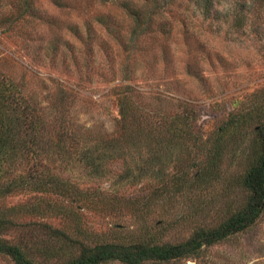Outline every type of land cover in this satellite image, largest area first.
Wrapping results in <instances>:
<instances>
[{
  "label": "trees",
  "instance_id": "1",
  "mask_svg": "<svg viewBox=\"0 0 264 264\" xmlns=\"http://www.w3.org/2000/svg\"><path fill=\"white\" fill-rule=\"evenodd\" d=\"M220 2L99 0L98 5L115 6L122 20L117 23L103 12L89 15L82 29L73 31L80 47H68L65 53L81 69H89L95 61V40L110 38L130 60L137 54L147 56L157 42L166 48L173 31H188L187 14L213 17ZM50 3L62 9L78 4ZM255 3L264 0H234L225 14L232 25L242 27L247 9ZM34 10L33 0H0V30L25 28L34 22ZM52 45L49 54L58 48ZM155 53L150 52L153 58ZM124 70L120 81H109L113 85L108 92L117 105L110 132L102 125L84 127L74 119L78 85L55 83L53 95L43 104L0 70V256L12 264H166L197 259L202 251L250 229L264 213V89L251 93L247 104L233 101L225 120L205 131L191 101L169 97L173 109L167 113L150 106ZM115 165L121 171L112 174ZM86 180L146 186L137 195L121 198L83 187ZM218 187L236 200L216 206ZM20 195L31 201L5 204ZM116 204L138 222L136 240L108 239L84 228L82 210H113ZM155 215L162 218L155 229L140 227ZM51 219L64 225L44 222ZM116 223L115 235L123 230L122 223ZM17 227L39 233L38 241L26 247L1 238ZM179 227L189 231L183 240H164Z\"/></svg>",
  "mask_w": 264,
  "mask_h": 264
},
{
  "label": "rangeland",
  "instance_id": "2",
  "mask_svg": "<svg viewBox=\"0 0 264 264\" xmlns=\"http://www.w3.org/2000/svg\"><path fill=\"white\" fill-rule=\"evenodd\" d=\"M33 1L34 22L21 30H0V70L15 83L23 85L24 92L35 94L43 104L46 97L53 95L55 83H65L70 87L78 85L74 119L84 127L102 125L108 132L114 129L117 105L113 94L108 92L113 85L109 81L115 84L126 76L124 67L134 80L136 90L141 92L143 101L160 107L166 113L173 109L169 97L191 101L198 112V126L205 131L225 120L227 112L233 109V101L247 104L251 93L264 89V4L255 3L247 9L242 27L232 25L231 17L225 14L234 0H220L216 6L219 13L213 17L200 14L192 17L189 13L185 34L182 30H175L166 48L157 42L151 46L147 56L137 54L132 60L110 38L97 39L92 46L95 61L89 69H81L79 62L71 59L69 52L65 53L68 47L70 51L80 47L74 37V29L81 30L86 17L100 12L119 23L122 20L119 10L115 6L98 5L99 0L95 4L89 0H76L75 9L56 8L50 0ZM240 1L253 4V0ZM97 33L103 36L100 30ZM102 42L105 44L101 47L96 45ZM52 44L58 47L53 52L55 54H49L52 51L47 49L48 45L53 47ZM151 51H156L155 58ZM120 171V165L111 168L112 174ZM110 180H86L83 187L98 188L104 194L128 198L146 186L142 183L117 187L110 185ZM224 190L221 192L218 187L214 193L216 206L236 200L231 192ZM26 200L31 201L22 195L14 196L5 200V204L15 205ZM179 208L175 206L176 211ZM100 209L81 211L80 220L85 229L102 232L108 239L123 237L126 242L136 240L139 224L130 213L119 210L117 204L113 210ZM161 219V216H152L149 223L140 227L153 230L154 224ZM118 221L122 223L123 230L115 235ZM44 222L57 228L64 225L59 219ZM188 232L179 227L164 240L177 243ZM38 234L17 227L3 233L1 238L12 244L32 247L38 241L35 240ZM0 264L12 262L0 256ZM166 264H264V213L250 229L202 251L197 259H181Z\"/></svg>",
  "mask_w": 264,
  "mask_h": 264
}]
</instances>
